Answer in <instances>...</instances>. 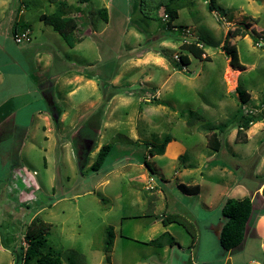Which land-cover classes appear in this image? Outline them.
Returning a JSON list of instances; mask_svg holds the SVG:
<instances>
[{"label": "rangeland", "instance_id": "374dc122", "mask_svg": "<svg viewBox=\"0 0 264 264\" xmlns=\"http://www.w3.org/2000/svg\"><path fill=\"white\" fill-rule=\"evenodd\" d=\"M5 1L15 15L20 2ZM60 1L23 0L26 7L18 18L30 24L32 41L15 44L10 32L5 46L4 55L15 56L29 44L47 42L52 54L66 62L68 77L77 78L71 80L75 91L68 95L70 89L59 80L66 69L57 70L54 64L38 70L31 61L33 70L22 74L20 92L0 97V103L7 100L17 111L4 110L9 119L0 118V264H18L24 233L35 218L49 225L46 246L59 250L65 264H104L106 257L108 264H264V238L252 236L250 229L228 251L218 241L223 201L242 196L231 189L232 179L244 182L256 197L254 191L264 182V119L237 136L235 121L240 106L237 86L249 94L243 111L264 112V0H213L212 11L209 0H173L178 16L172 24L183 27L180 33L162 26L167 18L163 6L156 11L158 20L144 16L145 0H63L65 13L75 14L77 22L93 20L90 33L83 29L90 37L74 48L36 18ZM76 7L84 12L77 13ZM102 7L110 13L107 22L97 14ZM241 23L249 25L248 34L227 43L235 46L241 65L233 68L222 45L227 30L244 27ZM251 28L256 30L253 36L260 37L257 45ZM191 41L203 45L201 59L190 56L181 70L173 68L169 60L185 53L182 43ZM36 72L45 84L33 83ZM88 78L97 82L99 91ZM103 86L118 97L111 102L116 104L113 122L103 125L104 118L98 117L84 126L90 113L84 121L75 117L72 127L64 123L49 131L43 121L32 119L48 102L71 111L100 94L97 109L103 103ZM189 110L197 115L191 125L186 122ZM15 121L21 126H13ZM204 122L226 124L212 130L220 140L218 151L207 146L211 131L201 129ZM77 135L86 139L82 166L77 162ZM166 135L175 142L173 148L150 156L146 147ZM105 143L112 149L102 167L93 171L90 165ZM142 172L147 175L144 182ZM178 183L199 185V192L185 195ZM169 212L197 225L195 245L180 225L163 226L159 216ZM107 227L114 238L104 252ZM164 230L178 245L143 243Z\"/></svg>", "mask_w": 264, "mask_h": 264}, {"label": "trees", "instance_id": "16d2710c", "mask_svg": "<svg viewBox=\"0 0 264 264\" xmlns=\"http://www.w3.org/2000/svg\"><path fill=\"white\" fill-rule=\"evenodd\" d=\"M87 1V0H79ZM173 0H165L164 2L161 0H145L144 4V16L158 20L159 16L157 15L156 11L159 7L163 6L164 14L167 16L165 22L162 26L167 30H171V32L180 33L182 31V26L176 27V25L172 24L173 20L177 18L178 13L175 8L171 7ZM213 0H209L208 9L210 11L214 10V7L211 5ZM65 3L60 1L58 7L54 8L49 13H42L39 14L38 19L42 21L44 24L50 26L52 30H54L67 44L69 47H73L78 41L79 38L76 35V31H78V23L76 18L72 15H68L63 10ZM98 16L103 19L105 22L108 21V14L107 8L102 7L97 9ZM244 27L236 26L234 29H228L225 34V40L222 45V49L229 57V64L233 68L241 67L240 62L238 60L237 51L234 45H228L229 38L232 37H244L248 34L247 28L249 25L241 23ZM26 25H22V29H18L17 25L12 28V34H16L20 30H25ZM256 30L251 28L249 30L251 36L254 39V44H259L258 40L260 37L259 35H254L253 33ZM182 47L185 49V53H181L178 55L177 59H171L170 64L173 68L177 70H181L183 66H186L190 63V56L196 59H201L202 55L204 54L203 45H199L198 41H191V42H184L182 43ZM237 93L240 106L237 110V118H236V136L239 133L244 132L249 126L257 121L264 119V112L260 111L259 113L255 114L252 111H243L242 106L246 104L249 100V94L246 90L239 88L237 86L235 88ZM112 95L107 93L105 87H102V99L103 103L98 106V108L91 113L92 115L86 119L84 126H88L95 118L101 117V111L103 110L104 106L106 105L107 101L110 99ZM156 104L162 103L165 105L164 101L156 100ZM195 116V119H192ZM187 124L191 125L194 120H196L197 115L196 112L193 110L187 111L186 116ZM226 125L224 123H210L204 122L201 126V129L206 131H211L209 135H207V146L213 150L218 151L220 147V140L217 137L215 128H221L222 126ZM83 127V126H82ZM170 136L166 135L162 139V141L158 144H151L147 146V151L150 156L156 154H163L166 144L170 141ZM86 139L79 138L78 135L76 136V145L78 146L79 152L77 153V162L79 166H82V163L85 162V154L83 152V147L86 145ZM112 149L111 143H105L101 145L96 153V157L94 162L90 165V169L93 171H98L101 167L103 162L105 161L108 153ZM180 157V156H179ZM144 165L147 169H150L149 164L146 162V159L143 160ZM177 188L180 192L185 195H196L199 192L198 185H190L187 186L183 183H178ZM259 197V194H257ZM253 209V199L251 194L245 195L243 197H228L225 199L220 212L221 216L224 221L221 224L218 241L219 245L226 251L238 246L244 239L247 230L248 220L251 216ZM163 225H168L170 223H176L184 228V230L190 235L191 237V245H195L197 240V225L186 218L184 215L177 213V212H170L166 214H161L159 216ZM49 225L42 221L41 219H33L32 222L27 226V230L24 233V241L25 246L21 247V255L17 256V263L18 264H65L61 258L60 251L54 249L52 247L46 246V239L45 233L48 229ZM114 235L112 230L107 227L105 229V237H104V252H107L109 247L112 244ZM148 245H153L156 247H162L164 245L174 246L178 245L176 239L168 232L163 231L159 233L156 237L151 238L144 242ZM108 258H105V263L108 264Z\"/></svg>", "mask_w": 264, "mask_h": 264}, {"label": "crops", "instance_id": "0c3cea01", "mask_svg": "<svg viewBox=\"0 0 264 264\" xmlns=\"http://www.w3.org/2000/svg\"><path fill=\"white\" fill-rule=\"evenodd\" d=\"M17 1L20 2V4L17 6L15 15H14V10L9 11V7H8L9 2H7L5 0L0 2V97H3L4 95H6V96L14 95V93L20 92L22 79H25V77H23L22 74L26 73L25 72L26 70L29 72H31L33 70V67L31 65V61H34L33 63H35L37 65L38 70L42 69L44 71L49 66L54 65V64H55V66H57L56 67L57 70L59 68L60 69H66V70H62L64 72H62L63 75L60 77L59 80H60L61 85L65 86L68 90L70 89L67 94L68 95L73 94L75 91V88H70V85L72 83H74L75 81H71V80H76L77 77L74 76V78H72V79L70 77H68L69 74H71V73L69 71H67L66 67H68V66H66V62L62 58L58 57V55L52 54L51 45H49L47 42H45L39 46L29 44L25 48H22V49L20 48L19 49L20 51H18L17 55H15V56H12V55L5 56L4 55L5 54L4 52H6L5 46L8 44V42H10L8 35L10 34V32H11V36L13 35L12 34V28L15 25H17L18 29H22L21 28L22 25H26L25 29H29L31 32V27H30V24L28 23V21L26 19L18 18V16L23 15V12H24L23 9L26 7V4H23L24 3L23 0H17ZM61 1H63V0H61ZM87 1H82L81 3L85 4ZM64 3H65V5L63 7V10L65 11L68 6L66 5V2H64ZM76 8L75 9H76L77 13H79L80 11L84 12L83 9H81L79 7H76ZM39 14H42V13H38L36 15L37 19H38ZM107 14L110 16L108 9H107ZM68 15H72L74 17L76 16L75 14H68ZM88 19H89L90 24H89V22H87V20L85 18H83L80 22H77L78 28H79L78 29L79 41L73 47L68 46L69 48H74L76 45L83 43L85 38L90 37V36L86 37V34L83 31V29H86V32L90 33V29H91L90 26L91 27L93 26V20H91V17ZM39 22H42V21L39 20ZM87 26H89V28H86ZM81 31H83V33H81ZM92 33L93 34L95 33L94 27H93ZM32 36H33V32H32ZM31 41H32V39L28 43H30ZM91 42H92V44H94L93 41H91ZM15 44H18V43L15 42ZM54 60H55V62H54ZM34 78H35L33 81L34 84H36V85L45 84L44 83L45 79L43 78L41 73L36 72V74H34ZM36 81H38V82H36ZM88 81L91 83L93 90L95 89V85L97 87V91L100 90V87L97 84V82L95 84V81L90 80V78H88L86 80V82H88ZM39 83H41V84H39ZM111 83L113 84V82H111ZM116 95L117 94H114L113 96H111L103 108L102 115L100 117V120L102 118H104V122H103L104 124L103 125H105L107 120L110 122H113L115 120V119H111L110 115L113 111H115V108H116L115 107L116 104L111 103V102H113L114 99L118 98ZM43 96H46V93H43ZM99 101H100V94L99 95L97 94L95 99H93L91 102L85 103L86 102L85 101V102L81 103L78 107H72V109H71L72 114L71 115H70V112H71L70 110H65V109L62 110L61 108L57 107L55 104L49 105V102L47 103V101H46V103H47V104H45L46 107L39 109V110H36V112H35L36 114L32 115V119L33 120L36 119L37 121H43L44 122L43 128H47L49 131L51 130V128L53 126L55 128L59 127V126L62 128V125H64V123L67 126L72 127V125L74 124V118L75 117H78L80 119V121L81 120L84 121L86 119V117L88 116V114L93 113L96 110V106L98 104L97 102H99ZM8 109L12 110V113H14V114L17 112L15 110V108L14 109L11 107L9 108L7 100L2 101L0 103V116H1L0 118L4 121L9 119L10 113L9 112H7L8 114L3 113L4 110H8ZM91 109H93V110L91 111ZM77 111H81L83 114L79 115V113ZM14 117H16V115ZM15 122H14L13 126H16V127L21 126L19 124V122H17V121H15ZM108 125L113 127L115 124L114 125L108 124ZM172 140L173 139L171 138L170 141L166 144L164 152L168 151V147L170 145H172L171 147L173 148L175 142H172ZM179 151L180 150H177L176 152H174V157H178L177 154L179 153ZM140 178H141V181L144 182V180L147 178V175H145L144 172H142V175ZM230 187L232 190H234V189L236 191L238 190V193L240 195H242L240 197H243L245 195L250 194L248 192V187L246 186V184L244 182H237V179H235V178L232 179ZM199 189H200V187H199ZM247 192H248V194H247ZM254 192L258 193L259 197L253 196L251 194L254 206H253L251 216L248 220L247 230L250 229V231H251L250 234L252 236L255 235L257 237L264 238V228H262V227H264V182L258 184V189L255 190ZM237 198H239V197H237ZM224 201H223V203H224ZM254 202H255V204H254ZM143 203H144V201H143ZM164 214H166V213H164ZM252 215H253V218H252ZM250 222H251V224H250ZM168 225H163V226L166 227ZM219 230H220V228H219ZM164 231H167V230H164ZM144 242L145 241H143V243ZM164 246H168V245H164Z\"/></svg>", "mask_w": 264, "mask_h": 264}, {"label": "built area", "instance_id": "2783aa9c", "mask_svg": "<svg viewBox=\"0 0 264 264\" xmlns=\"http://www.w3.org/2000/svg\"><path fill=\"white\" fill-rule=\"evenodd\" d=\"M166 18V15L164 16ZM13 39L16 43L29 42L31 40V33L29 29H25L20 33H16L13 36ZM177 59V57H175Z\"/></svg>", "mask_w": 264, "mask_h": 264}, {"label": "bare ground", "instance_id": "6f19581e", "mask_svg": "<svg viewBox=\"0 0 264 264\" xmlns=\"http://www.w3.org/2000/svg\"><path fill=\"white\" fill-rule=\"evenodd\" d=\"M231 73H233L232 71H231ZM234 75V74H233Z\"/></svg>", "mask_w": 264, "mask_h": 264}]
</instances>
